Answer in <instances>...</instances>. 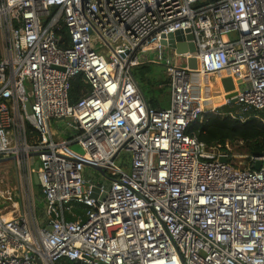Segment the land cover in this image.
<instances>
[{"label":"built area","instance_id":"1","mask_svg":"<svg viewBox=\"0 0 264 264\" xmlns=\"http://www.w3.org/2000/svg\"><path fill=\"white\" fill-rule=\"evenodd\" d=\"M179 30L196 52L163 45ZM191 56L196 70L180 61ZM160 62L167 107L148 103L132 70ZM223 72L233 118L264 110V0H0V158L15 157L26 201L0 212V264H264V150L240 167L229 141L189 131L206 112L192 76ZM54 119L74 134L59 138ZM123 152L128 169L115 163ZM87 166L105 168L109 187Z\"/></svg>","mask_w":264,"mask_h":264},{"label":"rangeland","instance_id":"2","mask_svg":"<svg viewBox=\"0 0 264 264\" xmlns=\"http://www.w3.org/2000/svg\"><path fill=\"white\" fill-rule=\"evenodd\" d=\"M225 39H232L234 38V35L231 33H228L224 36ZM103 47V50H106V47L100 46V48ZM169 50H173L170 48ZM152 57H157V51L151 52ZM180 61L183 64H186V60L184 58H180ZM133 73L136 77L135 80L138 82L142 90L147 96L152 97L154 96H160L157 93L158 88H155L154 85H151V83H148L147 80L151 79L152 84L155 82L153 80V76L157 77L163 74L165 70V66L163 62L160 63H150L147 65H138L133 67ZM212 77H203L201 81L206 82V79H211ZM217 77V76H214ZM195 76H192V80L194 81L195 87H196V93L197 95L203 94V97L208 99L205 103V109L206 111L211 110L214 107H219L226 103V101H223L220 97V93L223 92V90L218 88H211L204 87L199 84L198 79H195ZM218 78V77H217ZM28 92H30L29 83L26 81ZM213 85V84H212ZM155 88V89H154ZM221 91V92H220ZM218 97H215V96ZM237 107V106H236ZM52 129L56 131V134L58 137H70L74 134L70 129L66 128L67 121L66 120H59L54 119L51 121ZM231 151H232V160L240 167L246 166L248 163L247 154L244 152V146L242 144H231ZM72 148L78 152H82V149L79 145L74 144ZM130 153L123 152L120 154L116 160L115 163L123 168H129V157ZM85 176L88 179H91L93 182H100L105 185L106 188L109 187L110 181L108 178L104 177V175L98 171L96 168L87 166L85 171ZM34 196H35V202H36V211L37 215L40 219L44 218V197L42 193L40 192V186H37L34 184L33 186ZM3 197H6L5 200ZM21 197V201H20ZM23 199V185L22 181L19 175V171L16 169L15 164L13 161H6L3 163H0V212L5 211L8 214H15L25 209L26 207V201ZM13 203H18L19 208L18 210L15 209ZM2 210V211H1Z\"/></svg>","mask_w":264,"mask_h":264},{"label":"trees","instance_id":"3","mask_svg":"<svg viewBox=\"0 0 264 264\" xmlns=\"http://www.w3.org/2000/svg\"><path fill=\"white\" fill-rule=\"evenodd\" d=\"M60 34L66 37L65 30L61 31ZM149 64L150 63L144 65L147 67ZM153 80H155L153 84L151 79H148L147 82L154 85L155 88H158L157 93L158 95H161H153L150 97L142 90L143 95L151 106L165 107L162 106L161 100L164 98V95L170 87V79L166 74V70L165 73L160 76H153ZM83 87L84 82L82 77L78 76L73 81L70 90L72 102L79 99ZM235 108L236 107L233 104H226L219 106L216 111H206L203 121L201 123L192 124L189 131L197 132L199 140L205 142L209 146L218 145L222 149H226L225 143L227 141L232 145L237 143L242 144L245 148L244 152L247 154L249 162L252 157L260 155L264 150V110L253 111L250 113L249 118L242 121L238 118H233L230 115V112L235 110ZM74 210L79 213L85 211L82 205H76Z\"/></svg>","mask_w":264,"mask_h":264},{"label":"water","instance_id":"4","mask_svg":"<svg viewBox=\"0 0 264 264\" xmlns=\"http://www.w3.org/2000/svg\"><path fill=\"white\" fill-rule=\"evenodd\" d=\"M184 38L183 32L181 30L176 31L175 33H170L168 35V41L163 40V45H168L170 48L174 49L177 53L179 54H183L187 51L193 53L196 52V46L194 43H190L189 45H186L184 43L181 42V40ZM188 39H192L193 36L192 35H187ZM187 66L192 69V70H196L198 67V61L195 57L191 56L187 59L186 61ZM212 81L213 83H216L217 81V77H212ZM137 82V81H136ZM220 83H221V87L223 89V91L225 92V96L227 99H230L232 103L236 102V98H234V96L237 94L236 92V84L233 81V78L231 76H226V77H220ZM240 83V82H239ZM138 84V83H137ZM139 86V84H138ZM140 90L142 91L141 87L139 86ZM143 93V91H142ZM27 110L28 112H31V107H30V103L28 102L27 104ZM38 155L37 152L32 153V156L36 157ZM15 160V157H1L0 158V163L6 162V161H13ZM222 161L226 162L227 158L222 157ZM39 161L36 160L34 163V173H33V183L37 186L40 185V181H39V177H38V169H39ZM261 166V162L257 161L254 165L255 169H259ZM94 168H96L98 171L105 173V168H101L98 166H93ZM97 191H98V187H93L92 192H91V196L96 197L97 196Z\"/></svg>","mask_w":264,"mask_h":264},{"label":"bare ground","instance_id":"5","mask_svg":"<svg viewBox=\"0 0 264 264\" xmlns=\"http://www.w3.org/2000/svg\"><path fill=\"white\" fill-rule=\"evenodd\" d=\"M107 54H105V56H106ZM224 73V72H223ZM204 77V76H203ZM202 76L198 79V81H199V84L200 85H202V86H204V87H206V86H208V84H209V86L208 87H210V89L211 88H219V89H221V83H220V78H217V81H216V83H213V81L211 80V79H206V82H204V81H201V79L203 78ZM214 86H213V85ZM215 96V95H214ZM215 97H218V96H215ZM222 100L223 101H225V94L223 93L222 94ZM202 101H208V99H206L205 97H203V94H202ZM2 211V210H1ZM19 213V212H18ZM18 213H15V214H8L7 212H6V210L5 211H2V215H3V217L4 218H9V217H13V216H15V215H18Z\"/></svg>","mask_w":264,"mask_h":264},{"label":"crops","instance_id":"6","mask_svg":"<svg viewBox=\"0 0 264 264\" xmlns=\"http://www.w3.org/2000/svg\"><path fill=\"white\" fill-rule=\"evenodd\" d=\"M163 73H165V70H164V72ZM225 75V73H222V74H220L219 76H218V78H220V77H225L224 76ZM214 86V85H213ZM218 88V87H217ZM219 89V88H218ZM221 90V89H220ZM221 92V91H220ZM221 95H220V97L222 96V94H223V92H221L220 93ZM222 98V97H221ZM164 100V101H163ZM162 102V106H165V107H167L168 105H169V103H170V87L168 88V91L166 92V94L164 95V98L161 100ZM222 106V105H221ZM56 132V131H55ZM59 138H62V137H59Z\"/></svg>","mask_w":264,"mask_h":264}]
</instances>
